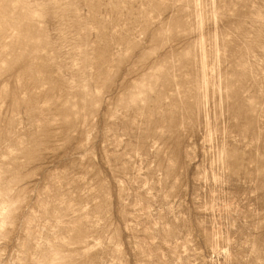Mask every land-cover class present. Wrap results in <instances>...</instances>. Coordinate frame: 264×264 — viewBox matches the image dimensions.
Wrapping results in <instances>:
<instances>
[{
    "label": "rangeland",
    "instance_id": "374dc122",
    "mask_svg": "<svg viewBox=\"0 0 264 264\" xmlns=\"http://www.w3.org/2000/svg\"><path fill=\"white\" fill-rule=\"evenodd\" d=\"M0 264H264V0H0Z\"/></svg>",
    "mask_w": 264,
    "mask_h": 264
}]
</instances>
